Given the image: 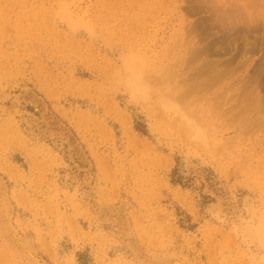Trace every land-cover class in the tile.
Instances as JSON below:
<instances>
[{
    "label": "rangeland",
    "instance_id": "obj_1",
    "mask_svg": "<svg viewBox=\"0 0 264 264\" xmlns=\"http://www.w3.org/2000/svg\"><path fill=\"white\" fill-rule=\"evenodd\" d=\"M263 93L264 0H0V264H264Z\"/></svg>",
    "mask_w": 264,
    "mask_h": 264
},
{
    "label": "bare ground",
    "instance_id": "obj_2",
    "mask_svg": "<svg viewBox=\"0 0 264 264\" xmlns=\"http://www.w3.org/2000/svg\"><path fill=\"white\" fill-rule=\"evenodd\" d=\"M220 1H221V0H220ZM251 1H253V0H251ZM255 1H256V0H255ZM209 2H211V1H209ZM222 2H223V1H222ZM228 2H229V1H228ZM246 2H247V1H246ZM207 3H208V2H207ZM255 3H256V2H255ZM222 4H223V3H222ZM233 4H234V2H233ZM247 4H251V3L247 2ZM247 4H246V5H247ZM258 4H259V2H258ZM258 4L256 5L257 7L255 6L256 8H258ZM204 5H205V4H204ZM209 5H210V4H209ZM212 5H213V4H212ZM224 5H225V4H224ZM253 5H254V3H253ZM253 5H251V6H253ZM235 6H236V5H233V6H232V9H231L230 7L227 8V9L224 8V9L226 10V11H224V12L222 11L223 9L221 8V9H222V10H221L222 12H220V14H223L222 16H223V17H227V19L229 18V16H227V14L230 15L229 12H232V13H231V14H232V15H231L232 18H233V15H234V14H236V15H234V17H236V16H237V13H239V15H240V16L238 15L239 18L241 17V15H242V17H243L244 15H246V14L244 13L243 7L240 8L241 6L239 7V5H237V6L239 7L240 10L236 7V8L238 9L239 12L237 11V12L234 13L233 8H235ZM259 6H260V5H259ZM214 7H216V12L218 13L217 10H219V9H217V8H219L220 6L218 7V6H215V5H214ZM214 7L212 6V9H213ZM226 7H227V6H226ZM246 7H248V5H247ZM236 8H235V9H236ZM250 8H252V7H250V5H249V8H248V9H250ZM191 9H192V8H191ZM209 9H210V8H209ZM228 9H229V12H227ZM230 9H231V11H230ZM255 10H256V9H255ZM199 11H200V10H199ZM214 11H215V8H214ZM242 11H243V12H242ZM216 12H215V13H216ZM226 12H227V13H226ZM256 12H257V11H256ZM184 13H185V12H184ZM224 13H226V15H225ZM220 14H218V15H220ZM243 14H244V15H243ZM248 14H249V12H248ZM252 14H253V13H252ZM186 15H187V14H186ZM191 15H192V14H191ZM191 15H190V16H191ZM224 15H225V16H224ZM258 15H259V14H258ZM218 17H219V16H218ZM220 17H221V16H220ZM220 17H219V19H221ZM255 17H256V15H255ZM243 18H246V16H244ZM247 18H248V17H247ZM219 19H218V20H219ZM222 19H223V18H222ZM227 19H226V18L223 19V22H222L223 25H224V23L226 22L225 20H227ZM234 19H235V18H234ZM216 20H217V18H216ZM218 20H217V22L213 20V21H214L213 24H214V25H217V24H218ZM228 20H229V19H228ZM228 20H227V21H228ZM231 20H233V19H231ZM213 21H212V22H213ZM243 21H244V20H243ZM247 21H248V20H247ZM249 21H250V20H249ZM219 22H221V20H219ZM233 22H235V20H234ZM245 22H246V20L244 21V23H245ZM252 22H253V24H254L255 20H254V21L252 20ZM215 23H217V24H215ZM226 23H227V22H226ZM226 23H225V24H226ZM229 23H230V20H229ZM231 23H232V22H231ZM244 23H243V24H244ZM247 23H249V22H247ZM256 23H258L257 20H256ZM256 23H255V24H256ZM195 24H196V23H195ZM199 24H200V23H199ZM222 24H221V26H222ZM232 24L234 25V23H232ZM233 25H232V26H233ZM212 26H213V25H212ZM224 26H225V25H224ZM228 27H230V25H229ZM257 27H258V26H257ZM216 28H217V27H216ZM246 28H247V27H246ZM248 28H251V26H249ZM219 29H220V28H219ZM256 29H257V28H256ZM211 30H212V29H211ZM224 30L226 31V30H228V29L226 28V29H224ZM231 30L233 31L234 29H231ZM237 30H238V29H237ZM253 30H254V28H253ZM190 31H191V30H190ZM201 31H202V29H201ZM232 31H230V32H232ZM193 32H194V31H193ZM209 32H210V31H209ZM209 32H208V33H209ZM226 32H227V31H226ZM248 32H249V31H248ZM253 32H254V31H253ZM259 32H260V31H259ZM201 33H202V32H201ZM201 33H200V34H201ZM205 33H206V32H205ZM217 33H218V32H217ZM227 33H228V32H227ZM228 34H229V33H228ZM206 35H207V34H206ZM217 35H218V34H217ZM217 35H216V36H217ZM251 35H252V34H251ZM195 36H196V35H195ZM198 36H199V35H198ZM213 36H214V35H213ZM205 37H206V36H205ZM208 37H210V34H209ZM230 37H231V36H230ZM244 37H245V35H244ZM189 38H190V36H189ZM191 39H192V38H191ZM194 39H195V38H194ZM220 39H221V38H220ZM205 40H206V39H205ZM227 40H228V39H227ZM219 41H220V40H218L217 42H219ZM233 41H234V40H233ZM243 41H244V40H243ZM197 42H198V41H197ZM212 42H214V41L212 40ZM250 42H251V41H250ZM252 42H253V41H252ZM202 43H203V41H202ZM206 43H208V42H206ZM206 43H205V44H206ZM209 43H210V42H209ZM256 43H257V42H256ZM210 44H212V43H210ZM210 44H208V45H210ZM226 44H227V43H226ZM249 44H250V43H249ZM190 45H191V44H190ZM199 45H200V43H199ZM212 45H215V46H216V45H219V44L215 43V44H212ZM232 45H233V43H232ZM185 46H186V45H185ZM215 46L212 47V46L210 45V47L213 48V49L211 48V50L209 49L210 47L208 48V46H207L206 48H208L209 51H213V50H214L213 52H217V50H216L217 47L214 49ZM241 46H242V45H241ZM244 46H245V45H244ZM219 47H220V46H218V48H219ZM225 47H226V46H225ZM225 47L223 46L222 48H225ZM249 47H251V46H249ZM206 48L204 47L203 50H204V51L207 50ZM218 48H217V49H218ZM251 48H252V47H251ZM199 49H201V48H199ZM199 49H197V50H199ZM249 49H250V48H249ZM194 50H195V49H193V50H191V51L193 52ZM208 50H207V52H209ZM215 50H216V51H215ZM218 50H219V49H218ZM225 50H226V49H225ZM225 50H224V51H225ZM219 51H221L220 54H221V53H224L223 50H221V49H220ZM219 51H218L217 53H219ZM226 51H227V50H226ZM249 51H250V50H249ZM253 51H254V50H253ZM192 52H191V53H192ZM195 52H196V51H195ZM195 52H194V53H195ZM198 52H200V50H199ZM207 52L205 51L204 53L206 54ZM229 52H230V51H229ZM254 52H255V51H254ZM187 53H188L187 55H189V50H188ZM191 53H190V54H191ZM192 54H193V53H192ZM192 54L189 55V56L191 57ZM195 54H196V53H195ZM195 54H193V56H194ZM211 54H212V53H211ZM220 54H219V55H220ZM241 54H243V53H241ZM208 55L211 56V55H210V52H209ZM225 55H226V54H225ZM225 55H224V56H225ZM251 55H252V54H251ZM195 56H196V55H195ZM209 56H208V60H209ZM190 57L187 58V56H186L187 60L191 59ZM205 57H206V56H205ZM205 57H204V59H205ZM217 57H218V55H217ZM222 57H223V56H222ZM246 57H247V56H246ZM192 58H193V57H192ZM197 58H198V57H197ZM230 58H231V57H230ZM239 59H240V58H239ZM247 59H249V58H247ZM250 59H251V58H250ZM184 60H185V59H184ZM199 60H201V59H199ZM205 60H206V59H205ZM214 60L217 62L216 59H213V61H214ZM218 60L220 61V59H218ZM236 60H237V58H236ZM242 60H243V59H242ZM182 61H183V60H182ZM196 61H198V60H196ZM201 61H202V60H201ZM243 61H244V60H243ZM243 61H242V62H243ZM186 62H189L190 65L194 63V62L192 63V62H190V61H186ZM198 62H199V61H198ZM205 62H207V61H205ZM209 62H210V61H208V63H209ZM216 62H212V64H213V63H216ZM238 62H240V60H239ZM238 62H237V63H238ZM183 63H184V62H183ZM199 63H200V62H199ZM226 63H227V62H226ZM226 63H225V64H226ZM237 63H236V64H237ZM189 64H188V65H189ZM197 64H198V63H197ZM204 64H205V63H204ZM210 64H211V63H210ZM218 64H219V62H218ZM223 64H224V63H222V66H223ZM225 64H224V65H225ZM234 64H235V62H234ZM245 64H246V63H245ZM193 65H194V64H193ZM215 65H216V64H215ZM215 65H214V66H215ZM230 65H231V64H229V66H230ZM243 65H244V64H243ZM261 65H262V64H261ZM173 66H174V65H173ZM191 66H192V65H191ZM214 66H213V67H214ZM217 66H218V65H217ZM219 66H220V65H219ZM179 67H180V66H179ZM205 67H207V66H205ZM227 67H228V66H227ZM227 67H226V68H227ZM235 67H236V66H235ZM238 67H239V66H238ZM253 67H254V66H253ZM257 67H258V66H257ZM190 68H191V67H190ZM221 68H223V67H220L218 70L221 71ZM239 68H240V67H239ZM178 69H179V68H178ZM223 69H225V68H223ZM227 69H228V68H227ZM231 69H232V68H231ZM233 69H234V68H233ZM252 69H253V68H252ZM255 69H256V68H255ZM259 69H260V68H259ZM261 69H262V68H261ZM191 70H192V69H191ZM198 70H199V68H198ZM209 70H211V67H210ZM209 70H208V71H205V70H204V71H205V72H208V73H210V74H212L211 72H209ZM215 70L217 71V67H216V66H215ZM204 71H203V73H204L205 76H206L207 73H205ZM219 71H218V72H219ZM226 71H228V70H226ZM229 71H230V70H229ZM229 71H228V72H229ZM239 71H240V70H239ZM251 71H252V70H251ZM178 72H179V71H178ZM181 72H182V71H181ZM189 72H190V71H189ZM201 72H202V71H201ZM218 72H214V73H216V75H217ZM224 72H225V70L223 71V74H220V72H219V74H220L219 76H223V75H225V74H228L227 72H226V73H224ZM231 72H232V70H231ZM236 72H238V71H236ZM259 72H261V71H259ZM185 73H186V72H185ZM193 73H194V72H193ZM203 73H202V74H203ZM221 73H222V72H221ZM229 73H230V72H229ZM190 74H191V73H190ZM250 74H251V73H250ZM179 75H181V73H179ZM179 75H178V76H179ZM193 75H194V74H193ZM195 75H196V74H195ZM198 75H199V73H198ZM214 75H215V74H214ZM247 75H248V74H247ZM174 76H175V75H174ZM178 76H177V78H178ZM191 76H192V75H191ZM196 76H197V75H196ZM207 76H208V75H207ZM219 76H217V79H216V76L213 77V78L211 77L210 81L213 79L214 82L216 83V82H217L216 80H218L219 78H220L219 80L221 81V79H224L223 77H225V76H226V78L229 77V75H225V76H223V77H219ZM232 76H233V75H232ZM199 77H200V75H199ZM153 78H154V77H153ZM175 78H176V77H174V80H175ZM188 78H190V77H188ZM208 78H209V77H208ZM256 78H257V77H256ZM155 79H156V78H155ZM183 79H184V78H183ZM190 79H191V78H190ZM194 79H195V78H194ZM215 79H216V80H215ZM252 79H253V78H252ZM254 79H255V78H254ZM254 79H253V80H254ZM156 80H157V79H156ZM156 80H155V81H156ZM207 80H209V79H207ZM213 80H212V81H213ZM262 80H263V79H262ZM127 81H128V80H127ZM205 81H206V80H205ZM212 81H211V82H212ZM240 81H241V80H240ZM245 81H246V80H245ZM157 82H158V81H157ZM187 82H188V81H187ZM211 82H210V83H211ZM153 83H155V82H153ZM159 83H160V82H159ZM175 83H176V82H175ZM175 83H174V86H173V87H175ZM200 83H201V82H200ZM202 83H203V82H202ZM202 83H201V84H202ZM208 83H209V82H208ZM210 83H209V84H210ZM218 83H219V82H218ZM220 83H222V82H220ZM233 83H234V82H233ZM236 83H237V82H236ZM245 83H246V82H245ZM149 84H150V83H149ZM160 84H161V83H160ZM172 84H173V83H172ZM179 84H181V83L179 82ZM192 84H193V83H192ZM212 84H213V82H212ZM212 84H211V85H212ZM241 84H242V83H241ZM156 85H157V84H156ZM203 85H204V84H203ZM203 85H201V87H203ZM211 85H209L208 88L211 87ZM215 85H216V84H215ZM215 85H212V86H215ZM221 85H222V84H221ZM238 85H239V84H238ZM250 85H251V84H250ZM261 85H262V84H261ZM206 86H207V85H206ZM234 86H235V85H234ZM244 86H245V85H244ZM257 86H258V85H257ZM259 86H260V85H259ZM128 87H129V86H128ZM155 87H156V86H155ZM168 87H169V86H168ZM196 87H197V85H196ZM246 87H247V86H246ZM205 88H206V87H205ZM211 88H212V87H211ZM249 88H250V87H249ZM259 88H260V87H259ZM163 89H165V88H163ZM170 89H171V88H170ZM197 89H198V88H197ZM212 89H213V88H212ZM232 89H233V88H232ZM242 89H243V88H242ZM242 89H241V90H242ZM26 90H28V89H26ZM174 90H175V89H174ZM194 90H195V89H192V90L190 91V93H187V96H188V94L191 95V93H193L192 91H194ZM202 90H203V89H202ZM202 90L200 89V91H202ZM209 90H210V89H209ZM209 90H208V91H209ZM245 90H246V89H245ZM175 91H176V90H175ZM208 91H207V92H208ZM237 91H238V90H237ZM252 91H253V90H252ZM160 92H161V91H160ZM225 92H226V91H225ZM255 92H256V90H255ZM185 93H186V92H185ZM199 93H200V92H199ZM199 93H198V94H199ZM252 93H254V91H253ZM258 93H260V92H258ZM153 94H154V93H153ZM160 94H161V95H160ZM160 94H159V96H161V98H163V99H162V102H161V103H162V106H164V110H165V112L168 114V115H167V114H166V115H167L168 117H169V116H172V113H171V115H170V114H169V113H170L169 111L172 110V109L174 108V105L176 104V103H175V102H176V95H175L173 92H170V93L167 92V93H166L165 91H164V93L161 92ZM221 94H222V93H221ZM221 94H219V95H221ZM243 94L246 96V91H245V93H243ZM263 94H264V93H263ZM28 95H29V98L31 99V100L28 101V102L31 103V104L33 105V107L35 108V110H37V112H38L39 115H40V118L42 119L41 121H43L44 123H46L47 126H48L49 124H51V123L56 124V125H57V129H58V133H59V135L61 134V135L65 136V137L67 136V139H66V148H67L68 153H69V154H68V157H70L71 161L73 162L74 166H75L77 169H79V170H81V171H84L85 174H86L85 176H86L87 178H90L89 176L91 175V172H92V164H93V163H91L90 158H89V156L87 155V153H86V151L84 150V148L82 147V145H81L76 139H74V138L72 137V135H71V133H70V131H69V129H68V126L66 127L62 122L56 120L55 116L49 111V109H48L49 107L47 108L45 101H44L42 98H39L38 95L35 94V92H31V91H30V92H28ZM164 95H166L167 97H166V96L164 97ZM219 95H218V96H219ZM239 95H240V94H239ZM251 95H253V94H251ZM254 95L256 96L255 93H254ZM156 96H157V95H156ZM227 96H228V95H227ZM233 96H234V95H233ZM247 96H248V95H247ZM255 96L250 97V95H249L250 98H249V97H246V98H247V99H248V98H249V99H251V98L253 99V97H254V102H255V99H257ZM157 97H158V96H157ZM214 97H215V96H214ZM228 97H229V96H228ZM260 97L262 98V96H260ZM263 97H264V95H263ZM166 98H167V99H166ZM219 98H220V97H219ZM237 98H238V96H237ZM237 98H236V100H237V102H238V99H239V98H238V99H237ZM26 99H27V98H26ZM158 99H159V98H158ZM184 99H185V98H184ZM187 99H188V97H187ZM220 99H221V98H220ZM222 99H223V98H222ZM230 99H231V97H230ZM241 99H243V95H242V98H241ZM252 99L250 100L251 102H253ZM236 100H235V101H236ZM244 100H245V99H244ZM244 100H243V101H244ZM257 100H258V99H257ZM261 100L263 101L264 98L261 99ZM15 101H16V100H15ZM222 101H223V100H222ZM227 101H228V100H227ZM230 101H231V100H230ZM241 101H242V100H241ZM243 101H242V102H243ZM262 101H261V102H258V103H261V105L263 106V102H262ZM19 102H20V101H19ZM217 102H218V101H217ZM217 102H216V103H217ZM239 102H240V100H239ZM248 102H249V101H248ZM26 103H27V102H26ZM26 103H25V104H26ZM220 103H221V102H220ZM246 103H247V102H246ZM249 103H250V102H249ZM19 104H20V103H19ZM218 104H219V103H218ZM222 104H223V103H222ZM253 104H256V103H253ZM180 105H181V104H180ZM231 105H232V104H231ZM231 105H230V109H231V107H232ZM240 105H241V104H240ZM240 105H239V106H240ZM244 106H245V104H244ZM251 106H252V103H251ZM251 106H248V107H251ZM219 107H220V105H219ZM219 107H218V108H219ZM257 107H258V106H257ZM238 108H239V107H238ZM244 108L247 109L246 107H244ZM254 108H256V107H254ZM134 109H135V108H134ZM220 109H221V108H220ZM228 109H229V108H228ZM256 109H257V108H256ZM173 110H175V109H173ZM178 110H179V109H178ZM239 110H240V109H239ZM247 110H249V108H248ZM247 110H246L245 112H243L244 115L247 113ZM258 110H259V108H258ZM160 111L162 112V110H160ZM242 111H243V107H242V110L240 111L241 114H242ZM251 112H252V111H251ZM249 114H250V113H249ZM162 115H163V114H162ZM255 115H256V113H255ZM133 116H134V115H133ZM176 116H177V115H176ZM178 116H179V115H178ZM247 116H248V115H247ZM186 117H188V116H186ZM193 117H194V116H193ZM257 117H258V116H257ZM257 117H256V118H257ZM263 117H264V116H263ZM171 118H172V117H171ZM178 118H180V116H179ZM246 118H248V117H246ZM165 119H166V118H165ZM172 119H173V118H172ZM180 119H181V118H180ZM182 119H183V118H182ZM188 119H190V118H188ZM248 119H250V118H248ZM259 119L261 120L262 117L260 116ZM259 119L257 118V119H255V120H258V121H259ZM37 120H38V119H37ZM236 120H237V119H236ZM255 120H252V121H254V124H255ZM26 121H27V120H26ZM181 121H182V120H181ZM196 121H197V120H196ZM262 121H263V120H261V122H262ZM35 122H36V121H35ZM39 122H40V121H39ZM175 122H177V121H175ZM199 122H200V121H199ZM244 122H245V121H244ZM261 122H260V123H261ZM30 123H34V122L31 121ZM40 123H41V122H40ZM260 123L258 124V126L262 127V126L260 125ZM262 123L264 124V121H263ZM262 123H261V124H262ZM168 124H169V123H168ZM196 124H197V123H196ZM245 124H246V123H245ZM263 124H262V125H263ZM27 126H28V125H27ZM249 126H250V125H249ZM251 126H252V125H251ZM50 127H51V126H50ZM247 127H248V126H247ZM33 128H34V127H33ZM254 128H255V127H253V129H254ZM181 129H182V128H181ZM187 129H188V128H187ZM245 129H248V128H245ZM256 129H257V128H256ZM184 130H186V129H184ZM263 130H264V129H263ZM40 131H41V130H40ZM188 131H189V130H188ZM189 132H190V131H189ZM50 133H51V132L49 131V134H48V135H51V134L53 135V132H52L51 134H50ZM54 133H55V132H54ZM58 133H57V134H58ZM190 133H192V132H190ZM43 134H44V133H43ZM247 134H248V133H247ZM55 135H56V134H55ZM29 136H30V135H29ZM63 136H62V137H63ZM187 136H188V134H187ZM49 137H52V136H49ZM190 137H191V136H190ZM64 139H65V138H64ZM201 139H202V138H201ZM64 144H65V143H64ZM64 146H65V145H64ZM226 154H227V153H226ZM261 162H262V161H261ZM245 163H246V162H245ZM70 172H71V171H70ZM78 172H79V171H78ZM67 173H68V172H67ZM71 173H72V172H71ZM72 174H74V173H72ZM67 175H68V174H67ZM68 177H69V175H68ZM70 178H71V177H70ZM84 181H85V180H84ZM89 181H90V180H89ZM90 185H91V184H90ZM82 189H83V188H82ZM82 189H81V190H82ZM87 192H88V191H87ZM83 194H84V193H83ZM88 194H89V193H88ZM225 200H226V199H225ZM235 207H236V206H235ZM123 210H124V208H123ZM233 212H234V211H233ZM122 214H123V213H122ZM116 216H117V215H116ZM120 219H121V218H120ZM118 222H119V221H118ZM120 222H121V221H120ZM121 223H122V222H121ZM117 225H118V224H117ZM122 233H123V232H122ZM125 233H126V232H125ZM121 235H122V234H121ZM129 237H130V236H129ZM130 239H131V238H130ZM134 243H135V242H134ZM134 243H133V244H134ZM131 244H132V243H131ZM135 245L137 246V244H135ZM127 246H128V245H127ZM131 246H132V245H131ZM138 246H139V245H138ZM139 247H140V246H139ZM141 248H142V246H141ZM141 248H139V249H141ZM130 249H131V248H130ZM135 249H136V248H135ZM137 249H138V248H137ZM137 249H136V250H137ZM132 250H133V249H132ZM140 255H141V254H140ZM142 261H143V260H142ZM152 261H153V260H152ZM173 263H175V262H173ZM152 264H153V263H152ZM180 264H181V262H180Z\"/></svg>",
    "mask_w": 264,
    "mask_h": 264
}]
</instances>
